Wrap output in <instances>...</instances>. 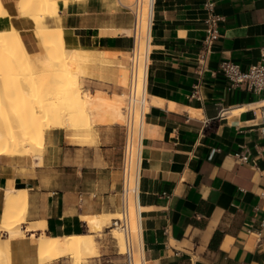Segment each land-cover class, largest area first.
<instances>
[{
  "label": "crops",
  "instance_id": "obj_1",
  "mask_svg": "<svg viewBox=\"0 0 264 264\" xmlns=\"http://www.w3.org/2000/svg\"><path fill=\"white\" fill-rule=\"evenodd\" d=\"M1 1L9 16L0 19V29L13 24L27 53L44 55V41L20 13L19 0ZM133 1L57 0V15L45 23L63 28L69 49L130 53L134 17L127 6ZM212 1L222 17L220 37L200 72L206 0H154L147 69L153 103L140 176L149 264H264V94L232 85L220 71L224 61L243 71L261 61L264 0ZM116 77L127 83L126 71ZM83 90L92 127L48 128L41 156L0 154V224L4 192L14 187L28 194L23 227L46 226L11 240L10 264H39L32 233H92L96 252L88 264H125L109 224L96 234L84 220L115 215L120 207L124 92ZM239 151L249 153V162L235 157Z\"/></svg>",
  "mask_w": 264,
  "mask_h": 264
},
{
  "label": "bare ground",
  "instance_id": "obj_2",
  "mask_svg": "<svg viewBox=\"0 0 264 264\" xmlns=\"http://www.w3.org/2000/svg\"><path fill=\"white\" fill-rule=\"evenodd\" d=\"M64 2L69 3L70 0H64ZM55 3H57V0H19L18 2V8L20 13L23 16H26L29 19H31L36 24V34L44 41V44L46 46V53L42 56L32 57L30 58L31 61L27 60V58L31 56L27 53V49L22 41L20 32L11 23H9L8 28L0 29V91L3 90L2 88H4V91L6 90L8 92L7 95L5 94L7 97L3 95L5 92L1 93L3 95V99L0 96V102L2 101L0 105H2L3 103L4 106H7V108L3 106L0 107V120H1L0 122L2 123L4 121L3 123H5L4 127L0 126L3 127V129L0 128V154H9V155L30 154L31 156L32 155L41 156L42 152L36 149L35 144L36 142L39 143V140L43 142L45 138L44 137L46 133L45 130L42 129L41 126L38 127L37 126L38 123H36L38 117L40 116L39 113L42 112H44L43 116L44 115L46 117L48 116L49 119L48 125L51 128L52 127L70 128L76 130L77 129L76 127L79 125L78 119H85L87 126L92 127L93 125L90 121V116L86 108L85 99L82 95V92L80 91L81 86L79 81V74L81 72L82 73L85 72L89 62L93 58L92 52L86 50H76V49L67 48L65 44L63 28L61 27L51 28L52 26L49 27V25L48 26L46 25L45 17L53 18L57 15L54 8ZM144 3H145L144 6L145 12H144V19L142 22L141 41H140V47L142 52L144 51L145 48V31H146V22H147L146 12H147V7L151 3V0H144ZM8 16H9V12L2 4V1L0 0V19L7 18ZM59 43L65 47L64 49L65 51L64 55H66L65 70L62 75L60 74V77L57 80H55V82L57 83V87H59V89L63 91L61 92V95L58 97L56 96L55 93L56 91L54 92L55 96L57 97L56 101L55 100L54 101L56 104H58V106L60 105V107H55L53 109V113L49 114L46 113L47 108L45 109L43 108L45 107L44 105L46 104H44L45 100L42 101L41 99L42 97H40L41 96L40 92L39 91H38L39 93L36 92L37 91L36 89L35 92L27 91L25 89L24 83L22 81H21L22 83H19L20 82L19 70L20 68L21 70L22 69L26 70L25 68H27L30 70H34L36 72L38 71V73L39 70L42 69L47 71L48 69L47 67L50 66V61L51 59H53L52 56L54 54V50H53L54 44H59ZM104 54H107L108 56L111 55L112 53L110 51L109 52L106 51ZM62 59H64V57ZM21 64L24 65L21 67ZM53 66L54 65L50 66L49 68ZM15 70H17V73H15ZM24 70H22V72H25ZM36 72L35 74H37ZM51 74L53 73L51 72ZM54 75H56L55 72ZM41 78L43 79L44 75L43 77L41 76ZM31 79L32 78H30V80ZM31 87L33 88V84L31 85ZM28 95L30 97L32 96L31 97L32 99L28 98ZM27 98L37 102L35 103V106L36 105L37 106L36 108H34L35 111H32L33 109L31 110L33 114L29 111V107L28 109L27 107H25L30 112V113L28 112L30 116L28 115L27 112H25L27 113L26 117L29 116L30 118L32 116L30 120L25 121L26 120L25 119L26 117L24 116L25 113L23 114L22 111L24 108L21 109L20 111L17 108L24 107V104L26 102L30 104V101H28ZM5 101H7L6 104L11 105V107L13 106L16 107L15 109L17 110L15 111L16 112L18 111L19 115H17L16 118L15 114L14 113L13 114L15 116L14 117L15 121L17 122L13 120L15 123H12V121L10 123L9 122L10 116L6 117L9 119H5L4 117L5 112L3 109L5 108V111H7L6 109L11 108L8 107V105L4 104ZM62 105H64L65 107H63ZM43 109L46 111H44ZM2 111L4 114L2 113ZM8 111L9 112L7 113H10V110ZM44 125L47 124L45 123ZM79 127H81V125ZM27 205H28V194L25 188L18 189L15 193H13L10 197H8V199L4 204V209L2 212V223L0 224L1 225L0 229L7 231L9 230V228L6 230V226L9 225L10 222L12 223L15 222L18 224L19 229L17 228L18 230L16 231L14 230L13 232L10 230V232L11 234L17 233L14 236L15 238L16 236H18L17 238H22L23 234L26 232L25 229L38 230L43 228L45 226L43 221L32 223L27 228L23 227L25 213L21 212V208H23L22 211H24L25 208L27 209L28 207ZM108 216L110 215H106V216L85 215L84 220L92 224V229L94 231H100L103 225L106 224L105 218L108 219ZM15 226L17 227L16 224ZM114 231L116 232L115 233L116 236L118 238H121V242L123 243L122 235L118 232V230L114 229ZM10 232H8L9 236L11 235ZM29 237L33 238L36 242L37 260L39 264H45L54 260L65 258L66 256L76 258L78 261H80L83 258L94 255L96 252V243L94 241L92 233L71 234L65 236H53L51 234H44V233L35 236L32 233L29 235ZM8 238L7 237L5 239L0 238V246L10 251L11 241L9 243ZM1 247H0V264H10V252H6L7 250L2 251ZM1 259H3V262Z\"/></svg>",
  "mask_w": 264,
  "mask_h": 264
},
{
  "label": "built area",
  "instance_id": "obj_3",
  "mask_svg": "<svg viewBox=\"0 0 264 264\" xmlns=\"http://www.w3.org/2000/svg\"><path fill=\"white\" fill-rule=\"evenodd\" d=\"M144 0H134L127 7L133 14V25L128 34L133 39V47L128 59V83L123 105L124 122L121 124L125 131L123 158L121 164L120 207L109 224L123 237V251L119 252L125 258V264H149L147 251L142 238L143 208L141 205L140 176L143 162V142L145 138L146 116L152 106L148 93V58L150 54L151 28L154 16V0L147 7V22L145 31V48L140 47L141 29L144 19ZM207 16L205 20V37L199 54V70L204 71L209 55L216 40L220 37V22L222 17L215 12L212 0H206ZM220 71L232 85H245L250 91L264 94V48L261 61L252 65L247 71L240 69L232 61H224ZM199 93L195 86L193 96ZM235 157L240 162H249V153L239 151ZM264 198V185L260 191ZM117 239V238H115ZM118 240V239H117Z\"/></svg>",
  "mask_w": 264,
  "mask_h": 264
},
{
  "label": "rangeland",
  "instance_id": "obj_4",
  "mask_svg": "<svg viewBox=\"0 0 264 264\" xmlns=\"http://www.w3.org/2000/svg\"><path fill=\"white\" fill-rule=\"evenodd\" d=\"M66 4H68V3H66ZM54 8H55V11H56V13H57V3H55L54 4ZM64 49H65V47L64 46H62L60 43L59 44H54V48H53V50H54V54H53V56H52V58L54 59H51V61H50V66H52V65H54L53 67H51V68H49V67H47L48 69H47V71L46 70H44V69H42V70H39V73H38V71L36 72V71H34V70H30V69H27V68H25L26 70H24V69H22V70H24L25 72H22V70H21V68H20V70H19V72H20V75H19V77H20V82L19 83H24V86H25V89L27 90V91H30V92H35V89L37 90L36 92H40V97H42L41 99H42V101L43 100H45V103L44 104H46L47 105V107H46V105H44L45 107H43L44 109L45 108H47V112L46 113H49V114H52L53 113V109L55 108V107H60V105L58 106V104H56L55 103V101H56V99H57V97L58 96H60L61 95V92L63 91V90H61V89H59V87H57V83L55 82V80H57L59 77H60V74L62 75L63 73H64V70H65V59H66V55H64V53H65V51H64ZM62 51V52H61ZM62 53V54H61ZM64 55V56H63ZM105 55V56H104ZM27 57V56H26ZM64 57V59H62ZM93 58H92V60L89 62V64H88V67L86 68V70H85V72H81L80 74H79V81H80V86H81V89H80V91L82 92V93H85L84 92V90L83 89H86V88H89L91 91H96L97 89H106L109 93H114L115 91H117V92H124L123 93V95H122V98H120V99H123L124 100V103H125V94H126V88H127V83H128V78H127V83L125 84V85H120L119 83H118V81H117V77H116V73H120V72H122L123 70L124 71H126V74H127V77H128V69H127V66H128V59H129V57H130V53H115V54H111V55H108L107 56V54H104V53H101L99 56H92ZM111 57V58H110ZM30 58H32V57H29V58H27V60H30ZM101 58V59H100ZM105 58V59H104ZM109 58V59H108ZM59 59V60H58ZM26 60V61H27ZM31 61V60H30ZM29 62V61H28ZM24 64H21V67L23 66ZM24 68V67H23ZM53 69V70H52ZM50 70H52V71H50ZM56 70V71H55ZM63 70V71H62ZM50 71V72H49ZM18 72V73H19ZM35 72L37 73V74H35ZM51 72L53 73V74H51ZM54 72H55V74L56 75H54ZM59 72V73H58ZM15 73H17V70H15ZM25 73V74H24ZM47 73V74H46ZM86 73V74H85ZM44 75V78L42 79L41 78V76L43 77V75ZM46 74V75H45ZM83 74V75H82ZM48 75V76H47ZM21 76H23V77H21ZM47 76V77H46ZM35 77V78H34ZM30 78H32L31 80H30ZM34 78V79H33ZM39 78H41V79H39ZM49 78H51V79H49ZM22 79V80H21ZM46 79V80H45ZM35 80V81H34ZM22 81V82H21ZM28 81V82H27ZM33 81V82H32ZM38 83H37V82ZM44 82V83H43ZM45 82H46V84H45ZM30 83H32L33 84V88L31 87V85L32 84H30ZM40 83V84H39ZM50 83V84H49ZM26 84V85H25ZM41 84H43V85H41ZM37 85V86H36ZM46 85V86H45ZM50 87H49V86ZM28 86V87H27ZM40 86V87H39ZM42 86V87H41ZM31 87V88H30ZM41 88V89H40ZM42 88H44V89H42ZM47 88V89H46ZM49 88V89H48ZM3 90H1L0 91V96L2 97V99H3V95H7V91L5 90L4 91V88H2ZM30 89V90H29ZM109 89H110V91H109ZM33 90V91H32ZM46 90V91H45ZM61 90V91H60ZM42 91V92H41ZM56 91V92H55ZM3 92H5L3 95L1 94V93H3ZM38 92V93H39ZM54 92L56 93V96H55V94H54ZM5 95V96H6ZM7 97V96H6ZM32 97V96H31ZM29 95H28V98H30V99H32ZM54 97H55V99H54ZM27 98V99H28ZM30 99H28V101H30V104L28 103V102H26L25 104H24V107H19V108H17V109H19V111L21 110V109H26L25 107H27V109H28V107H29V111L33 114V112L32 111H35L34 110V108H36V106H35V103H37V102H35L34 100V102L32 101V100H30ZM50 99V100H49ZM52 99V100H51ZM6 100V99H5ZM55 100V101H54ZM4 101V100H3ZM48 101V102H47ZM2 102V101H1ZM0 102V103H1ZM6 102L7 101H5V103L4 104H6ZM29 104V106H28V104ZM34 103V104H33ZM50 103V104H49ZM6 105H8V104H6ZM50 105V106H49ZM1 106H3V107H6L7 108V106H4L3 105V103H2V105H0V107ZM63 107H65L64 105H62ZM8 107H11V105H8ZM33 107V108H32ZM16 107H11V108H9V109H6L7 111H5V108L3 109L4 110V112H5V114L3 113V111H2V113L5 115H3L4 117H5V119H9L10 121V123H11V121H12V123H15V122H17V121H15V116H16V118H17V115H19V113H18V111L16 112L15 110H17V109H15ZM31 108V109H30ZM22 110L23 111V114L25 113V112H29L27 109L26 110ZM33 109V110H32ZM43 109V110H44ZM49 109V110H48ZM8 110H10V113L12 114V116H11V114L10 113H7V112H9ZM32 110V111H31ZM44 111H46V110H44ZM16 112V113H15ZM29 112V113H30ZM15 114V116H14V114ZM18 113V114H17ZM27 113H25V117H26V115H27ZM29 113H28V115H29ZM21 114V113H20ZM42 114V115H41ZM43 114H44V112H42V113H39V117H38V120H37V122L36 123H38L37 124V126L39 127V126H41L42 127V129H44L45 131L48 129V128H51L49 125H48V122H49V119H48V116L46 117L45 115V117L43 116ZM22 115V114H21ZM9 117V118H6V117ZM30 116V115H29ZM29 116L28 117H26L25 119V121H27V120H30V118L32 117H30L29 118ZM28 118V119H27ZM15 122H14V121ZM17 120V119H16ZM1 121V120H0ZM41 121V122H40ZM4 122V121H3ZM1 123L0 122V126H3L4 127V124L5 123ZM8 122V121H7ZM28 122H30V121H28ZM123 122H124V120L120 123V124H123ZM25 123V122H24ZM47 124V125H44V124ZM3 124V125H2ZM50 124V123H49ZM78 126L76 127L77 129V131H81V130H86L87 128H89L90 126H87V124H86V120L85 119H78ZM83 124V125H82ZM85 124V125H84ZM81 125V127H79ZM3 127H0L1 129H3ZM41 130V129H40ZM36 135H39V134H36ZM41 140H39V143L38 142H36V149L37 150H39L40 152H42V150H43V146H44V140H43V142H41ZM41 145V146H40ZM18 189H15L14 187H10V188H8V189H6V191L4 192V200H3V203L5 204V202H6V200L8 199V197H10L13 193H15L16 191H17ZM4 209V208H3ZM23 210V208H21V212L22 213H25L24 214V223H23V225L25 224V221H26V214H27V209L25 208L24 209V211H22ZM114 216H116V214L115 215H110V216H108V219L107 218H105L106 219V224H104V225H108V224H110V222H111V219L114 217ZM12 222H10V224L9 225H7L6 226V230L9 228V230H7L6 232L8 233V232H10V230L13 232L14 230L16 231V230H18L19 228V226H18V224L17 223H15V222H13L12 224H11ZM15 224L17 225V227L15 226ZM31 225V224H30ZM29 225V226H30ZM1 226V225H0ZM18 228V229H17ZM102 231H103V228L100 230V231H97L96 232V234H100V233H102ZM116 232L113 230V234H114V237L115 238H117L118 239V244H119V246H120V249H121V251H123V247H122V242H121V238H118L117 236H116V234H115ZM120 233V232H119ZM9 234V233H8ZM8 234H5V233H1V229H0V238H2V239H5L6 237L8 238V237H10V238H8L9 239V243H10V241L12 240V238L17 234V233H12L11 234V232H10V236L8 235ZM28 235L26 234V232L23 234V236H22V238L23 239H26V237H27ZM18 236H16V238H17ZM15 238V237H14ZM13 238V239H14ZM94 238H95V240H96V236H94ZM97 241V240H96ZM123 241V240H122ZM122 243V244H121ZM98 244V243H97ZM3 246V245H2ZM1 247V246H0ZM1 250L3 251H5V250H7V249H4V247L2 248L1 247ZM6 252H10V251H6ZM66 262H68V263H70V264H82V263H84V264H88V262H89V258H83L82 260H80V261H78L76 258H72V257H70V256H66L65 258H63ZM2 260V262H3V259H1Z\"/></svg>",
  "mask_w": 264,
  "mask_h": 264
}]
</instances>
